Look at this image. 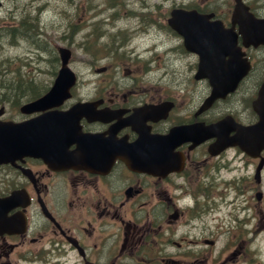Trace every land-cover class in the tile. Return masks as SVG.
Returning <instances> with one entry per match:
<instances>
[{"label": "flooded vegetation", "instance_id": "obj_1", "mask_svg": "<svg viewBox=\"0 0 264 264\" xmlns=\"http://www.w3.org/2000/svg\"><path fill=\"white\" fill-rule=\"evenodd\" d=\"M94 1L79 40L66 30L76 4L52 14L56 39L80 41L100 75L59 109H104L105 120L79 124L106 146L85 149L102 153L99 163L116 157L89 170L7 149L0 264H264V0ZM147 31L148 47L132 45ZM0 95V122L27 118Z\"/></svg>", "mask_w": 264, "mask_h": 264}, {"label": "rangeland", "instance_id": "obj_2", "mask_svg": "<svg viewBox=\"0 0 264 264\" xmlns=\"http://www.w3.org/2000/svg\"><path fill=\"white\" fill-rule=\"evenodd\" d=\"M80 1V0H79ZM153 1V0H149ZM68 0H0V23H3L7 18H9L11 12L17 13L20 9H30V14H37L38 11L34 8L42 3H47V6L44 8H53V7H65L64 5L57 4H66ZM15 21H10L11 25H15ZM49 35L44 37H38L34 39L35 44L33 46H46L48 50L46 53H43L40 47H32L33 51L29 52L26 50V47L32 45L29 42L24 43L23 39H19V37H12L11 35L4 37L2 40H6L4 46L0 45V79H4L8 84L6 85V90L10 93L13 92V88L18 87L19 74L17 70L21 72L24 82L29 84V80L33 79L35 82H40L41 85H45L48 87L54 77L53 74L50 73L51 65H50V48H53V42L51 39L52 30H48ZM149 40V39H147ZM58 44H62L59 42ZM39 54L45 55L43 59L38 57ZM76 56L78 54H74L73 59L70 62L72 67L78 71L79 73V81L81 83L86 82L90 77V74H86L85 66L80 62L82 59H78ZM160 59H155L156 63ZM163 63L165 58L162 59ZM17 69L16 71H7L4 73L5 68ZM6 71V70H5ZM10 79V82L8 81ZM27 84L20 85L19 88L22 91L18 92V96H27L30 89L26 86ZM38 88L39 85H36ZM14 93V92H13ZM15 98V97H12Z\"/></svg>", "mask_w": 264, "mask_h": 264}, {"label": "water", "instance_id": "obj_3", "mask_svg": "<svg viewBox=\"0 0 264 264\" xmlns=\"http://www.w3.org/2000/svg\"><path fill=\"white\" fill-rule=\"evenodd\" d=\"M66 58H67V54H62L61 69L49 91H47L44 95H42L38 99L24 104L23 107L26 109V111L42 109L51 106L53 103L61 101L63 98H65L68 95V88L74 82V75L65 66ZM59 116H64V115L59 114ZM33 124L34 126H36L38 124V120L34 119ZM34 137L39 138V136L35 134ZM33 145H35L34 147L39 146L37 144H33Z\"/></svg>", "mask_w": 264, "mask_h": 264}]
</instances>
